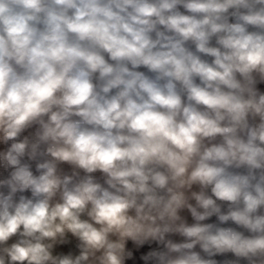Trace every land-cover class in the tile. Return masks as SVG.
<instances>
[{"label":"clouds","instance_id":"1","mask_svg":"<svg viewBox=\"0 0 264 264\" xmlns=\"http://www.w3.org/2000/svg\"><path fill=\"white\" fill-rule=\"evenodd\" d=\"M0 264H264V0H0Z\"/></svg>","mask_w":264,"mask_h":264}]
</instances>
